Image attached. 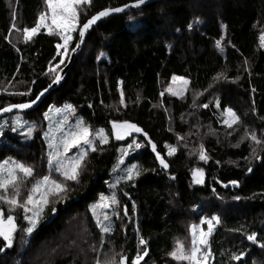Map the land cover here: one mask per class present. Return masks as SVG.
Returning <instances> with one entry per match:
<instances>
[{"label": "trees", "instance_id": "obj_1", "mask_svg": "<svg viewBox=\"0 0 264 264\" xmlns=\"http://www.w3.org/2000/svg\"><path fill=\"white\" fill-rule=\"evenodd\" d=\"M134 2L92 0L81 20ZM41 12L48 13L45 0H0V109L36 100L78 42L82 23L64 60L57 33L42 29L26 40L23 29L34 27ZM262 33L264 0H161L101 21L88 33L62 85L40 107L0 120V164L33 169L32 177L20 176L21 202L45 175L63 181L48 162L42 137L49 109L69 104L92 137L100 129L108 136L107 144L95 142L97 150L87 155L79 183L66 181L67 194L50 197L31 234L23 230L29 226L23 209L11 210L17 231L12 246L0 251V264H94L97 257L123 253L135 259L143 251L148 255L140 264H187L169 253L177 240L191 237L192 226L203 217L219 218L209 240L211 264H264V144L245 138L255 131L264 140ZM221 73L228 79H214ZM173 76L189 81L183 97L167 92ZM228 108L241 118L231 129L224 123ZM15 116L21 119L8 122ZM124 122L143 133L115 141L113 123ZM26 128L33 129L31 135ZM201 144L207 161L199 158ZM170 147L176 149L173 155ZM132 165L140 175L129 181L126 170ZM196 169L203 170L202 184L195 183ZM234 180L238 187H228ZM113 194L119 201L110 206L113 231L101 234L94 207ZM0 209L10 211L3 201ZM252 233L256 243L247 239ZM141 238L146 245H140ZM241 253V261L231 258Z\"/></svg>", "mask_w": 264, "mask_h": 264}, {"label": "snow or ice", "instance_id": "obj_2", "mask_svg": "<svg viewBox=\"0 0 264 264\" xmlns=\"http://www.w3.org/2000/svg\"><path fill=\"white\" fill-rule=\"evenodd\" d=\"M145 0H136V3L132 5L133 7H139L144 4ZM45 4L48 6V9L51 12V21L52 24L56 25V28L59 29L57 33L60 35V38L64 41V45L67 46L68 42L72 39V33L77 31L78 24L82 23V28L79 29V37L83 38L85 32L98 21L102 17L108 16L110 13H119L124 11V7H109L105 8L102 11H99L97 14L92 15L90 19H86V22L81 20V14L86 13L87 6L92 4V0H45ZM85 6L80 9L78 13L77 8L79 6ZM86 18V17H85ZM46 13L41 12L38 18L36 25L32 28H24L23 33L25 35L26 40H31L33 36H35L38 30L41 27H49L46 23ZM15 27V25H14ZM191 28V25H189ZM19 31V29H17ZM49 33L52 34V29L49 28ZM261 41V46L264 47V33H262L259 37ZM61 45L57 44V48H60ZM79 47V45H77ZM217 47H220V41H217ZM247 63V62H245ZM61 79L60 76H56L54 78V83H58ZM217 81L224 79L227 80L228 77L221 73L217 77H215ZM238 79V78H237ZM173 81L183 80L185 86L189 83L188 80L183 77H172ZM235 83V81H232ZM120 85H123V81L119 82ZM121 100L120 102H124V92L121 87ZM19 95H27V93H17ZM175 94V93H173ZM43 95V93H41ZM163 95V93H161ZM39 99V96L36 97V100ZM36 100L31 101L30 103H19V104H11L10 106L0 109L3 112H10L12 109H28L32 107ZM217 107L220 106V102L217 99L216 101ZM71 109V105L67 106ZM203 107H208L207 104L203 105ZM226 112L230 116V119H226L224 123L227 125L229 129L233 128L234 125H238L241 123V118L235 111L231 108L226 109ZM45 118H47V114H45ZM113 130L115 131V137L117 140L124 139L125 134L130 135L131 132H140L141 128L137 127L135 124L124 122L123 124L113 123ZM77 129L69 132L66 136L62 135V138L59 143L55 142V137L50 139L49 147L52 149L49 153V164L55 163V171L58 172L62 177L63 181L52 178L51 176L45 175L42 180L37 181L32 188L29 190L26 198L21 202V191L20 185L24 182V179L33 176V169L30 166H25L22 163H16L11 168H5L3 165H0V192H3V195H0V201L5 202L10 211L6 214L2 209H0V240L4 243L3 247H0V251L4 250V247H11L14 234L17 231V223L16 217L12 214L11 210L16 208H21L25 212L24 219L28 221L29 226L26 229H23L28 234H31L36 228L39 220L44 214V211L49 205L52 203L50 197H60L61 195H66L68 192V185L66 181H73L79 183V178L82 174L86 163V157L88 155L87 150L79 152L75 157H69L67 154L73 148H80L83 145H88L91 147V151L95 152L96 146L93 141L90 139L92 135L91 130L88 127L83 126V121H78ZM121 129H126V132H122ZM15 130V129H13ZM33 129H29L28 135H31ZM48 135L47 133L45 134ZM97 136L100 138V142L107 144L108 136L104 134V130L100 129L97 133ZM147 135V133H145ZM245 138H250L254 144L261 145L264 144V140H261L257 137L255 131L246 132ZM151 145V149L156 153V159L159 160L160 165L167 169L169 164L166 160L161 156L160 152L157 151V145L152 143L151 140L148 141ZM238 146V145H237ZM61 147L63 151H61ZM131 147V145H129ZM136 148H140V144H135ZM199 158L201 160L207 161L209 157L205 154L204 145L201 144L199 148ZM253 154H255L256 149L253 148ZM176 152L174 147L169 148L168 155H173ZM127 155V153H125ZM123 160L119 161L120 164H123ZM7 164V162H5ZM17 171L23 174V178L21 179L17 175ZM249 172L252 171L251 168L248 169ZM6 172V175L4 174ZM140 175V172L137 170L136 165H132L127 169V180L131 181L134 177ZM193 176H199L200 178L195 180V183L202 184L203 183V170L196 169L193 171ZM175 179V177H173ZM233 185L238 186V181H231ZM43 189V191H41ZM11 190V195H8ZM38 195V198H37ZM238 198V197H237ZM102 205L105 208L110 207L111 205H118L119 201L117 200L115 194L109 197H101ZM51 211L55 213L57 209L55 207L51 208ZM31 212V216L27 215V213ZM125 215H127V210H125ZM95 216V212H93ZM111 218L105 213L103 215V220L99 217L96 219V226L99 228L101 234H108L113 231L111 224H105L104 221H109ZM213 221L215 223H219L218 217H213L212 220H203L201 223H206L208 225L207 232L203 230L200 231L199 237H197L196 226L194 225L191 229L192 239L190 248L185 247L184 243L180 240L176 241V248L172 252L169 253L173 259L178 261H188L189 264H208L209 259L211 258V251L208 248V237L211 235L213 231ZM248 240L253 243L257 242L256 233H252L247 237ZM101 244L104 243L103 238L100 241ZM140 245H146L147 241L144 239H140ZM203 246V247H201ZM261 248H264V243L260 244ZM92 250L96 251L95 246H92ZM148 255L147 251H143L142 254H137L135 259L129 258L127 255L123 253H114L113 255H105L103 259L97 257L95 259L94 264H140L142 260ZM244 254L241 253L239 255L233 254L232 259L241 261L242 256Z\"/></svg>", "mask_w": 264, "mask_h": 264}, {"label": "rangeland", "instance_id": "obj_3", "mask_svg": "<svg viewBox=\"0 0 264 264\" xmlns=\"http://www.w3.org/2000/svg\"><path fill=\"white\" fill-rule=\"evenodd\" d=\"M79 8H80V6L77 8V11H78ZM45 23L49 27H41L38 30V32L40 30H42V29H45V31L49 33V28H51L52 32H54V33H58L59 32V29L56 28V25L52 24L51 12H50L49 9H48V13L46 14ZM77 28H78V26H77ZM74 33H75V31L72 33V39L68 42L67 46L64 45V41L61 39V43H60L61 47L57 48V49H58V54H59V56H61L62 60H64L65 57L67 56L68 47H69L70 43L73 40ZM188 89H189V83L185 86L183 80H176V81H172V83H171V85H170V87H169L167 92L169 94H171L172 96H174V97L180 98V97H183L188 92ZM173 93H175V94H173ZM68 105H65L63 107H53V108L49 109L48 112L46 113L47 114V118H45L46 125H45L44 130L42 131V137H43L44 141L46 142V144L48 146L49 153H50V151H52V149H50V147H49V142H50L51 138L55 137V142L59 143L61 138H62V135L66 136L69 132L74 131V130H78L77 129L78 121H83L80 117H78V116H76L74 114V110H73L72 107H71V109H69L67 107ZM17 119H21V116H15L14 118H10V119H7V120L9 122V121H15ZM226 119H230V116L228 115V113H226ZM18 121H19L18 123L20 124V126H23L25 124L22 120L21 121L18 120ZM83 126L87 127L84 123H83ZM28 131H29V129L26 128L24 130V133L28 134ZM112 131H113V134H114L115 141H119L115 137V131L114 130H112ZM121 131L124 132L123 129H121ZM46 133L48 134L47 136L45 135ZM139 135L130 136V137H133L135 139V137H138ZM125 138H126V135H125L124 139ZM90 139L93 141L94 144H95V142L97 140L100 141V138L97 135H94L93 137L91 135ZM124 139H121V141H125L126 140V139L125 140ZM133 141H136V140H133ZM101 144H103V143H101ZM60 150L63 151V148L61 147ZM85 150H87L88 154H89V152H92L90 146L83 145L82 147H80L78 149L77 148H73L67 155L69 157H75V156L78 155L79 152H82V151H85ZM124 151H125V148L123 149V152ZM125 153H127V152H125ZM127 155H128V153H127ZM127 155H125V156H127ZM121 159L124 160L125 158L122 157ZM5 162H7V164H5ZM5 162L1 163L0 165H3L5 168H11V167L14 166L13 164H10L8 161H5ZM51 165L55 169V163H53ZM4 174L6 175V172ZM57 174H59V173L57 172ZM17 175L20 177L23 174L17 171ZM198 178H200V177L199 176L194 177L195 180L198 179ZM202 179L204 181V177H202ZM41 191H43V189H41ZM37 198H38V195H37ZM100 205H102V203H99V204H97L94 207V211L96 213V218L99 217L101 220H103V215L105 213H107V215L111 218L112 213L110 212V207L105 208V207L100 206ZM29 214H30V216L32 215L31 212H29ZM203 220H212V219H207L206 217H203L202 219H200V221L198 223L194 224L196 226L197 237H199V233H200L201 230H203L204 232H207V230H208V225L206 223H201V221H203ZM104 222H105V224L109 223V221H104ZM213 224H214V227H213V230H214L215 226H216L215 221H213ZM212 233H213V231H212ZM212 233L208 237V248H209V250H210L209 240L212 237ZM190 235H191V237L189 236L188 240L184 243L186 249L190 248V246H191L192 232H190ZM201 247H203V246H201ZM211 260H212V255H211V258L208 261V264H211ZM183 262H187V264H189L188 261H183Z\"/></svg>", "mask_w": 264, "mask_h": 264}, {"label": "water", "instance_id": "obj_4", "mask_svg": "<svg viewBox=\"0 0 264 264\" xmlns=\"http://www.w3.org/2000/svg\"><path fill=\"white\" fill-rule=\"evenodd\" d=\"M157 1H161V0H145V3L140 5L139 7H133L132 5H134L136 2L134 3H131V4H128L127 6L128 7H125L124 8V11L122 12H119V13H110L108 16L106 17H102L100 18L98 21H96L95 24H93L86 32H85V35L83 38H80L78 39V42L75 46V48L71 51L70 55H69V58H68V61H67V64L65 65L64 68H62L60 70V72L58 73L57 76H60L61 79L59 80L58 83H52L46 90H44L42 93L43 95H39V99L36 100V103H34L32 105V107L28 108V109H12V111L10 112H3V111H0V120L3 119V118H6L10 115H15V114H21V113H27V112H30V111H33V110H36L38 107H40V105L42 104V102L46 99V97L51 94L53 91H55L56 89H58L63 81L65 80L67 74L69 73L71 67L73 66L74 64V61L76 60L78 54L82 51L83 47H84V44H85V41H86V38H87V35L88 33L94 29L101 21L109 18V17H113V16H118V15H122V14H126L128 13L131 9H138V8H142V7H145L151 3H154V2H157ZM124 7V6H123ZM82 28V27H81ZM77 45H79V47H77ZM124 132H126L127 130L126 129H123ZM143 133V131H140V132H131L130 136H135V135H139ZM228 187H238L236 185H233V184H230V186ZM2 241V240H0Z\"/></svg>", "mask_w": 264, "mask_h": 264}]
</instances>
